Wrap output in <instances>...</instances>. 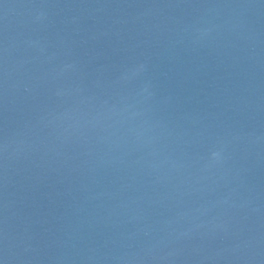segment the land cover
Returning <instances> with one entry per match:
<instances>
[{"label":"water","instance_id":"obj_1","mask_svg":"<svg viewBox=\"0 0 264 264\" xmlns=\"http://www.w3.org/2000/svg\"><path fill=\"white\" fill-rule=\"evenodd\" d=\"M0 264H264V0H0Z\"/></svg>","mask_w":264,"mask_h":264}]
</instances>
